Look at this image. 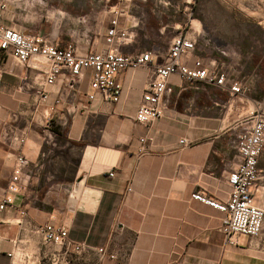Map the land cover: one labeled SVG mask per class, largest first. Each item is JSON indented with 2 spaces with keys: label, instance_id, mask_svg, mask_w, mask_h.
<instances>
[{
  "label": "crops",
  "instance_id": "1",
  "mask_svg": "<svg viewBox=\"0 0 264 264\" xmlns=\"http://www.w3.org/2000/svg\"><path fill=\"white\" fill-rule=\"evenodd\" d=\"M180 1L120 0L112 6L108 27L116 17L114 11L122 12L120 24L135 34L133 43L121 51H145L138 50L139 37L147 39L146 45L153 49L158 45L154 34L181 30L179 17L184 18L192 3ZM239 2L243 12L264 18L259 6H264V0ZM4 21L26 32L42 33L17 26L8 9ZM190 28L180 33L198 40L201 23L191 22ZM47 36L60 46L75 44L83 53L107 49L104 37L101 47L93 50V45L89 50L64 39L57 30ZM167 52L154 53V64H161ZM195 59L217 60L199 53L197 47L186 60L189 67ZM0 72V201L16 154L21 152L29 161L22 191L11 207L0 210V264H264V231L258 238L242 235L229 244L220 231L224 214L192 198L199 192L219 201L228 199L227 178L240 163L237 143L245 132L242 120L255 100L264 104V97L259 100L254 95L253 79H245L250 85L247 96L232 97L228 90L172 76L164 116L143 125L135 116L147 69L117 75L122 84L118 103L101 97L87 101L89 73L71 91L64 80L44 86L41 69H14L10 56L0 64ZM59 98L61 103L55 106ZM20 133L26 134L22 146L12 141ZM60 138L78 147L80 154L71 181L46 180L54 183L48 190L69 191L65 202L59 203L60 208H44L40 205L55 202L47 193L43 201L36 197L37 191L45 189L40 178L47 156L43 147L53 146ZM180 140L189 144L182 145ZM259 170L256 203L264 208V152ZM48 224L65 227L72 246L83 245L82 251L47 244L39 229Z\"/></svg>",
  "mask_w": 264,
  "mask_h": 264
},
{
  "label": "built area",
  "instance_id": "2",
  "mask_svg": "<svg viewBox=\"0 0 264 264\" xmlns=\"http://www.w3.org/2000/svg\"><path fill=\"white\" fill-rule=\"evenodd\" d=\"M8 9L6 2L0 3V64L5 57H12L14 69L32 67L43 70L45 74L44 86H53L59 80H64L68 90L75 91L81 79L89 73L88 90L85 93L87 101H96L99 97L103 101L118 103L122 96V84L117 81V75L125 71H135L140 68L149 70L146 87L142 93L141 103L136 113V120L143 125L164 116L169 93V80L178 76L181 80L199 81L223 90H228L232 97L248 95L250 85L233 78L230 69L219 64L217 60L204 62L195 59L189 67L186 60L196 52L197 37L180 33L169 45L167 54L161 64L155 65V54L143 51L124 54L121 48L133 43L134 32L122 27L119 16L122 12L114 11L113 18L104 35L107 49L100 52L83 53L75 44L60 46L49 36L42 33L26 32L4 21ZM1 73V72H0ZM43 100L46 96L41 93ZM61 99L55 101V106ZM48 124L52 122L51 113L48 114ZM245 132L240 135L237 152L240 163L227 178L231 190L228 199L219 201L209 198L199 192L192 195L200 201L224 214L221 233L229 244H235L242 235L258 238L264 231V208L256 203V192L261 180L259 170L260 157L264 152V104L255 100L248 113L242 120ZM12 141L21 146L26 143V134L13 135ZM146 143V139H141ZM180 144L188 145L186 140ZM29 161L20 152L16 154L12 176L6 193L0 201V210L14 204L15 195L24 187V169ZM114 176L113 172L109 173ZM47 244L58 246H72L65 227L45 225L39 229ZM76 252L82 251L83 245L72 246ZM100 252L105 253L104 249ZM13 253L9 254L12 258ZM114 258L113 255H110ZM59 264V263H56Z\"/></svg>",
  "mask_w": 264,
  "mask_h": 264
},
{
  "label": "rangeland",
  "instance_id": "3",
  "mask_svg": "<svg viewBox=\"0 0 264 264\" xmlns=\"http://www.w3.org/2000/svg\"><path fill=\"white\" fill-rule=\"evenodd\" d=\"M2 1L8 4V15L17 26L39 30L46 35L57 30L64 39L77 41L79 45L89 50L93 45V50L102 46L105 34L103 32L111 19L108 11L120 2V0ZM173 1L181 3L180 0ZM191 3L190 10L184 18L179 17L183 23L181 30L167 29L161 35L154 34L158 51L166 53L170 40L180 32L189 31L191 22L196 26L201 23V34L196 46L199 53L214 56L218 62H222L231 70L230 74L244 77L240 80L247 82L245 80L247 76L244 75L247 60L249 61L252 54L264 55V18L243 12L239 0H191ZM251 4L256 8L255 2ZM259 6L261 11H264V6L260 3ZM147 42V39L139 37L138 50H146ZM138 50L130 49L128 52ZM54 142L53 146L43 147L47 156L43 160L40 178L45 189L36 192V197H40L39 201H43L47 193V197L55 202L50 203V206L41 204L40 206L44 208H60L59 203L65 202L69 191L48 190L49 185L54 183H48L46 180L71 181L80 154L78 147H73L64 139L60 138Z\"/></svg>",
  "mask_w": 264,
  "mask_h": 264
},
{
  "label": "trees",
  "instance_id": "4",
  "mask_svg": "<svg viewBox=\"0 0 264 264\" xmlns=\"http://www.w3.org/2000/svg\"><path fill=\"white\" fill-rule=\"evenodd\" d=\"M145 51H151L155 54L159 52L156 47L150 49V46H148ZM212 57L215 58L214 56ZM247 62L246 71L244 70L246 73H244V75H246L247 78L254 80V85L257 91V95H255V97H258L259 100H262L264 97V55L252 54L249 61L247 60Z\"/></svg>",
  "mask_w": 264,
  "mask_h": 264
}]
</instances>
